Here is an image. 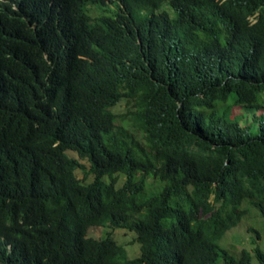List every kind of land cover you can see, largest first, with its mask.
I'll use <instances>...</instances> for the list:
<instances>
[{
  "label": "trees",
  "instance_id": "trees-1",
  "mask_svg": "<svg viewBox=\"0 0 264 264\" xmlns=\"http://www.w3.org/2000/svg\"><path fill=\"white\" fill-rule=\"evenodd\" d=\"M248 206L264 0H0V264H264L218 244Z\"/></svg>",
  "mask_w": 264,
  "mask_h": 264
},
{
  "label": "rangeland",
  "instance_id": "rangeland-1",
  "mask_svg": "<svg viewBox=\"0 0 264 264\" xmlns=\"http://www.w3.org/2000/svg\"><path fill=\"white\" fill-rule=\"evenodd\" d=\"M91 9V14H96L95 9L92 6H89ZM112 110L116 113L124 112L126 110V103L124 100H121L117 105H115ZM67 154L76 157L79 163L83 164L84 169H77L76 175L80 180L84 182H89L92 180V175L88 174L84 177V170L88 169L89 163L86 159L80 158L77 153L73 150H67ZM107 180V177L104 178ZM123 180L119 178L116 182L117 185ZM249 226L254 227L260 232V238H257L258 244L264 248V220L261 217L259 211L253 206H248L247 213L240 219L238 224L228 229L225 234L218 240V244L221 247L230 249L231 251H239L241 248H250V241L255 234L251 231H248ZM107 232H112L113 237L115 238L118 244L124 245L127 248L129 257L139 255V243L134 242V245L131 244V238L127 235L125 231L121 229H113L109 226H91L88 228L87 235L95 238L104 237ZM134 235L133 232H130ZM135 236V235H134ZM251 264H259L255 257H252Z\"/></svg>",
  "mask_w": 264,
  "mask_h": 264
}]
</instances>
